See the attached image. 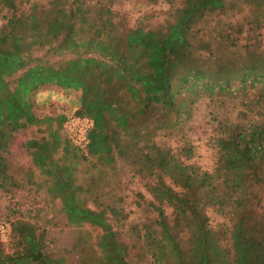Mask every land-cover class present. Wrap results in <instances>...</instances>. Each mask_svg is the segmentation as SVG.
Here are the masks:
<instances>
[{
    "label": "trees",
    "instance_id": "trees-1",
    "mask_svg": "<svg viewBox=\"0 0 264 264\" xmlns=\"http://www.w3.org/2000/svg\"><path fill=\"white\" fill-rule=\"evenodd\" d=\"M141 1L168 5L176 21L168 26L173 34L144 31L142 25L132 30L124 14L114 9L115 0H44L30 5L24 0H0V16L11 23L31 13L38 31L25 50L0 47V191L13 197L18 187L8 162L16 135L52 121L39 117L37 106L50 101L54 93L74 94L73 100L69 98L72 113L59 116L57 122L63 130L71 116L93 121L86 153L70 144L64 130L61 141L59 127L49 139H29L24 147L32 163L51 177L49 188L60 200L68 225L100 231L95 247L85 233L55 258L43 252L44 237L34 225L3 219L9 232L0 238V264H75V260L136 264L130 252L136 250L142 263L148 259L146 245L158 252L171 246L178 255H194L202 231L200 219L192 211L169 217L154 191L152 198L135 194L134 206L142 214L136 224L127 222L119 197L102 200L95 194L91 202L82 197L89 189L76 183L74 171L79 160L90 158L114 175L121 167L132 181H140L150 166L168 159L176 169L175 186L198 208L209 242L221 256L211 264H264V67L228 81H208L190 73L169 78L166 73L156 90L140 79L130 53V35L137 31L143 35L137 41L141 52L162 58L166 66L172 54L183 60L192 56L193 43L205 37L229 49H254L264 55L260 40H243L247 31L264 28V0H241L239 9L234 0ZM236 8L239 19L234 18ZM152 39L164 40V51L152 52ZM205 97L216 106L235 109L234 121L218 124L212 143L216 162L210 172L191 162L194 149L187 133L195 107ZM59 147L62 163L53 157ZM67 156L72 160L64 161ZM98 172L102 177L103 169ZM210 211L225 222L211 226ZM245 222L248 228L243 227ZM134 227L141 242L121 241L116 229ZM3 244L10 245V254ZM166 264L210 263L205 258L194 263L178 258Z\"/></svg>",
    "mask_w": 264,
    "mask_h": 264
},
{
    "label": "rangeland",
    "instance_id": "rangeland-1",
    "mask_svg": "<svg viewBox=\"0 0 264 264\" xmlns=\"http://www.w3.org/2000/svg\"><path fill=\"white\" fill-rule=\"evenodd\" d=\"M24 1H26V5H30L44 0ZM234 2L239 9L241 0H234ZM114 9L119 10L120 14H124L132 30L136 29L137 25H142L145 28L144 31L153 29L166 37L173 34V28L168 26L176 21L174 17H171L173 11L166 4L147 5L141 0H115ZM4 17L3 15L0 16V47L25 50L38 32L33 14L28 13L15 17L11 23ZM234 18H241V15L237 13V8ZM142 36L137 31L130 35L132 64L137 66L138 75L143 83L150 84L156 90L162 86L163 77L167 75L166 73H168L169 78L190 73L198 74L208 81H228L242 76L245 72L254 73L264 67V55L262 53L254 49H229L224 44L206 37L193 43L192 51L194 54L192 56L183 60L178 53L172 54L169 56V65L166 66L162 58L147 57L148 52H141L137 46V41H140ZM166 37L164 38L166 39ZM247 38L260 40L264 43V28L257 32L247 31L243 40ZM152 41L154 42L153 45H150L152 52L164 51L165 44L162 42L164 40L156 42L152 39ZM67 96L62 97L61 92L54 93L50 96V101H46L42 106H37L39 117H49L52 121L43 122L39 127H32L16 135L15 142L9 150L8 162L10 172L14 175L18 187L15 189L13 197L0 191V217L10 224L14 220L20 219L34 225L37 232L44 237L43 252L55 258L62 257V254L69 251L76 243L77 237L85 235V233H87L88 243L95 247V236L100 232L94 228L75 229L68 225L60 200L54 196L49 188L52 181L51 177L42 173L32 163L30 152L24 147V143L29 139H49L50 133L59 127L57 122L59 116H69L72 113L69 98L73 100L75 95ZM228 120H235V109L231 106H216L205 97L200 99L195 107L193 120L187 129L188 138L194 149L191 162L204 171L210 172L215 165L216 153L212 143L218 135L219 122ZM63 130L62 127H59L58 135L61 141L65 138ZM53 157L62 163L61 147L55 151ZM63 160L70 161L72 157H63ZM101 169H103L102 177L98 172ZM175 171L171 161L165 158L150 166L140 181H132L125 175L121 167L117 169V173L114 175L111 170L98 163L96 159L90 158L86 161H78L74 178L77 184L89 189V191H84L81 194L89 202L95 194L100 195L102 200L119 197V201H122L123 213L127 216V222L130 224L139 222L142 215L139 209L134 206L137 192H141L147 198H152V191H154L157 199L163 203L165 212L169 217L176 212L192 211L200 219L202 231L200 230L201 233L193 256H188L185 252L178 255L171 246L166 252H158L154 246L146 245L145 253L148 259L139 263L140 255H136L137 251L133 250L132 253L130 252V258L132 257L131 260L134 263L166 264L168 260H178V258L189 263L201 261L203 258L210 264L219 261L221 256L218 251L212 248L209 235L205 233L204 218L198 213L196 206L187 202L180 195V190L174 184ZM99 179L101 181H98ZM89 206L92 207L91 204ZM207 214L213 227H219L225 222L224 219L217 217L211 211ZM243 227L248 228L249 222H245ZM116 230L120 240L129 245L134 242H141V233L136 227L129 230L128 228H117ZM3 248L6 254L11 253L10 245L3 244ZM74 263L78 264L76 260Z\"/></svg>",
    "mask_w": 264,
    "mask_h": 264
},
{
    "label": "built area",
    "instance_id": "built-area-1",
    "mask_svg": "<svg viewBox=\"0 0 264 264\" xmlns=\"http://www.w3.org/2000/svg\"><path fill=\"white\" fill-rule=\"evenodd\" d=\"M93 128V121L87 117L71 116L64 125V130L70 144L78 151L86 153L89 146V132ZM9 228L3 219H0V238L8 236Z\"/></svg>",
    "mask_w": 264,
    "mask_h": 264
}]
</instances>
